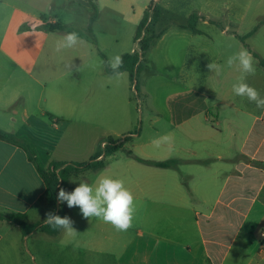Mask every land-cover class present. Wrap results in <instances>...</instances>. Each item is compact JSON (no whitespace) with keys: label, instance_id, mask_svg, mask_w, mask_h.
<instances>
[{"label":"crops","instance_id":"1","mask_svg":"<svg viewBox=\"0 0 264 264\" xmlns=\"http://www.w3.org/2000/svg\"><path fill=\"white\" fill-rule=\"evenodd\" d=\"M146 9L142 7L134 19L133 7L112 0H0V213H23L30 224L45 225L47 205L41 198L46 187L40 169L47 170L53 162H88L110 137L130 140L126 139L130 133L121 139L110 135L108 126L126 121L128 112L120 113L113 92L119 79L107 65L108 53L87 54L89 40L83 31L94 28L108 11L119 20L117 26L131 24L132 44L139 47L137 29ZM202 21L217 27L226 39L249 34L240 36L231 25ZM159 23L160 19L152 27L156 37L144 54L132 47L119 49L117 55L123 60L125 55L140 54L144 62L146 53L159 51L169 73L181 66L184 79L177 96L169 99L167 113L168 129L174 132L170 147L176 154L168 160L181 164L169 169L132 162L145 174L144 180L125 185L140 214V228L134 232L137 242L106 245L110 237L103 230L89 231L77 262L49 254L46 264H264V108L234 95L232 87L225 86L222 92L219 87L213 95L199 93L193 78L200 39L211 43L213 36L198 24L199 33H194L188 23L156 30ZM48 25L63 30L51 31ZM68 32H77L81 42L68 53V49L57 53L56 41ZM248 38L241 39L243 44ZM94 42L106 51L97 37ZM144 73L156 74L155 64L144 65ZM219 75L224 79L217 82L224 85L242 73L233 66ZM87 77L90 80L83 79ZM256 89L264 97L263 85ZM97 91L104 93L97 96ZM143 91L149 99L145 86ZM102 134L108 137L99 146ZM107 169L106 163L103 169L74 176L64 189L71 192L87 182L89 171ZM187 178L189 182H183ZM60 206L65 216L66 207ZM63 236L62 229L55 233L37 229L25 235L18 225L0 220V264H42L34 244L59 246L61 241L65 251ZM154 237L160 243L151 244Z\"/></svg>","mask_w":264,"mask_h":264},{"label":"rangeland","instance_id":"2","mask_svg":"<svg viewBox=\"0 0 264 264\" xmlns=\"http://www.w3.org/2000/svg\"><path fill=\"white\" fill-rule=\"evenodd\" d=\"M151 1L152 0H112V2L119 3L121 6L133 7V12L135 13L134 19L139 16L142 7H149L147 9L149 12V23L143 33V37L146 40L155 36L152 27L154 25V12L157 8L161 7L162 16L156 30L172 24L179 25L188 23L190 17L196 14V25L198 24L199 28L208 31L214 39L211 43H209L210 41L207 39H200L199 48L201 53L199 54L197 62L195 61L197 67L195 77L193 78L196 85L194 87L199 93L213 95L219 87H221L220 92H222L223 87H232L234 83H237L240 76L229 78L226 84L220 85L217 80L220 78L224 79V77L219 78L218 76L220 75L213 73L207 65L208 61L209 63H215V60L218 59L220 62L217 64L222 66L220 74H225L228 70L226 64L228 57L239 52L241 49H247L253 54L252 57L254 56L255 74L248 75L245 82L254 88L258 87L259 89L262 85L264 87V69L259 65L260 60L264 61V24L259 27L260 22L264 21V0H161L160 3L159 0ZM102 17V21L95 24L94 28L83 31L89 40V47L85 49L87 54L90 56H97L98 51L101 50L105 54L108 53V57L110 58L117 55L119 49L131 51L132 47L136 48L139 53L141 52V43L139 47L137 46L138 43L137 45L132 44L131 24H125V28L117 26L115 23L119 20L108 11H106ZM202 20H209L216 23L220 22L225 24V26L231 25L232 31H237L240 36L250 33L256 27L258 30L254 36L246 40V44H243L244 41L242 42L241 39H233L231 36H229V39L224 38L220 35V30L217 27H207ZM82 23L83 19L81 18L80 24ZM80 24H73V27L79 26ZM95 37L98 38L99 44H104L106 51H103L101 47L95 44ZM118 41H120V43L117 46L116 43ZM65 52L68 53L69 49ZM90 56L88 59L95 60L94 57L90 58ZM162 56L163 55L159 51H153L152 53L148 52L145 54L146 61L143 62L141 59V62H143L145 66L147 63H154L156 74H142L141 72L137 77V89V82L133 83L128 74L120 77L118 82L119 86L113 88V92H116V100L119 103L120 113L123 115L124 112H128V119H125L126 121H120L118 126H108L111 127L110 135L118 136V138L121 139L123 135H128L136 130L139 131V134L134 135L129 141H124L126 142L124 148L113 155L107 156L105 159V162L108 164L107 170H103L98 174L89 171L87 183L90 185L94 186L98 176L101 174L110 176L114 179H121L124 181L125 185L129 181H137L138 179L144 180L145 174L132 165V162L138 164L135 155L154 160H168L173 158V155H176L170 147L174 140H172L170 144L162 143L159 148L152 144L154 139L165 135H170L172 139H174V132L168 129L169 125L167 123L168 101L170 98L177 96L180 90L179 83L184 79L183 75L179 74L181 66L176 67L173 73H169V66L166 62H163ZM210 58L214 59V61H210ZM191 63L192 61L190 60L189 67H191ZM209 75L211 76L209 77ZM83 79L90 80L89 77ZM144 86L150 94L149 99L144 95ZM103 93V91H97L96 95L98 96ZM190 98H195V96H191ZM198 99L202 106V98L200 97ZM194 100V102H198L197 99ZM156 119L161 121L156 123L154 122ZM107 137L106 134H102V138L97 141V144L101 146L102 140L107 139ZM107 144L108 139L103 148H105ZM85 161L89 160L86 159ZM48 170L49 168L47 171ZM188 180V178L184 179L183 182L187 183L189 182ZM42 203L44 204L45 202ZM63 204L66 207L65 216L70 217L74 221L73 227L78 234L75 237H69L64 233L62 239H65L66 246H68L65 248V251L62 249L64 243L60 240H58L60 241L59 246L56 242L51 244L43 242L37 244L38 246L34 244L35 249L39 252V260L42 264L47 263L49 254L54 256L56 260L62 256L60 259L61 261L62 259H66L68 262H77L79 246L85 244V235L89 231L95 234L97 230H103L104 235L110 237V239L105 240L104 243L106 245L113 243L121 246L138 241L134 235V232L140 228L141 223L140 214L137 211H135L134 214L132 227L127 231L121 232L117 231L111 224L104 223L96 217L85 219L82 217L78 207L70 209L67 207L66 203ZM49 211L53 212L47 205V212ZM63 215L64 213H62V217H64ZM93 240H95V238ZM153 240L151 244L160 243V239L157 237H154Z\"/></svg>","mask_w":264,"mask_h":264},{"label":"clouds","instance_id":"3","mask_svg":"<svg viewBox=\"0 0 264 264\" xmlns=\"http://www.w3.org/2000/svg\"><path fill=\"white\" fill-rule=\"evenodd\" d=\"M81 42L77 32H68L56 41L55 51L57 53L71 49ZM226 64L229 68L235 66L242 75L237 83L232 85V91L235 95L246 97L249 102H254L258 108H264V97L258 90L245 82L248 75L255 74L254 60L247 49H241L239 52L229 56ZM107 65L112 69L115 78L119 79L124 75L119 69L123 66L121 55L110 57ZM207 67L215 74L219 75L222 66L211 62ZM172 137L165 135L154 139L152 144L159 148L162 143L170 144ZM57 203H66L68 208L78 207L82 217L91 219L96 217L104 223L111 224L117 231H127L132 227L134 220L135 198L132 192L125 187L124 181L114 179L110 176H98L95 185L87 182H80L71 192L63 187L59 188L57 194ZM43 223L50 225L54 229H62L69 237H75L78 233L73 227L74 221L68 217H61L55 212L45 213Z\"/></svg>","mask_w":264,"mask_h":264},{"label":"trees","instance_id":"4","mask_svg":"<svg viewBox=\"0 0 264 264\" xmlns=\"http://www.w3.org/2000/svg\"><path fill=\"white\" fill-rule=\"evenodd\" d=\"M149 8V7H148ZM147 8V9H148ZM95 9L97 10V7L95 6ZM145 11L144 17L141 20V22L138 25L137 29V35L136 39L140 40L141 43V51L144 54L151 46V42L154 40V37H151L149 40H146L143 37V33L145 32V28L147 24L149 23V12ZM161 17V8H157L154 12L153 17V23H157ZM197 16L196 14H193L188 22V27L192 29L194 33H199V30L197 29L196 25ZM47 28L51 31L55 30H63L61 26H52L48 25ZM257 31V28H255L251 33H249L246 37H250ZM246 37H242L241 39L244 41ZM141 55H125L123 57V66L121 69L123 71L129 72L130 79L133 83H136V89L138 88V81L137 77L139 74L143 71L144 65L141 62ZM262 65L264 66V62H262ZM139 131L136 130L133 133H130L129 136L126 137L127 140L131 139L132 136L138 135ZM124 148V142L115 140L114 138L110 137L108 138V144L106 147L95 154L91 160L88 162H53L49 170H42L40 169L43 181L45 183V194L42 196L41 201L45 202L46 205H48L49 208L53 210L57 215L62 217L63 210L60 206V204L57 203V194L60 187H66L71 178L74 176H79L82 173L86 172L87 170H99L103 169L106 166L105 161L100 160L101 156H108L112 155L115 152L119 151L120 149ZM136 160H138L141 163L151 165L154 167L159 168H172L177 169L179 165L181 164L180 160L177 159H171L166 161H154V160H145L139 157H135ZM0 220L9 221L13 224L18 225L23 233L25 235L31 234L37 229H42L43 231L55 233L58 229L52 228L50 225H36V224H30L27 220V215L23 213H0Z\"/></svg>","mask_w":264,"mask_h":264}]
</instances>
